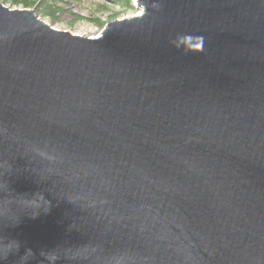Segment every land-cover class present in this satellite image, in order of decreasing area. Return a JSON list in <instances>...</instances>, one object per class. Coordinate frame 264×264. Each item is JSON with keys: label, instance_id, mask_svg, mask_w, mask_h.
I'll return each mask as SVG.
<instances>
[{"label": "water", "instance_id": "water-1", "mask_svg": "<svg viewBox=\"0 0 264 264\" xmlns=\"http://www.w3.org/2000/svg\"><path fill=\"white\" fill-rule=\"evenodd\" d=\"M134 1L0 2V264H264V0Z\"/></svg>", "mask_w": 264, "mask_h": 264}, {"label": "rangeland", "instance_id": "rangeland-1", "mask_svg": "<svg viewBox=\"0 0 264 264\" xmlns=\"http://www.w3.org/2000/svg\"><path fill=\"white\" fill-rule=\"evenodd\" d=\"M55 6L61 8L55 18L44 17L41 14V9L38 6L35 8H26L24 5H13L11 0H0L6 7L12 10L18 9H33L37 15L47 24L52 25L55 29L63 32H70L74 35L82 37H97L101 34L103 28L99 27L97 20L105 22L106 25L114 20L131 18L140 15L136 8L135 1L133 5L135 9L125 10L113 5H109L108 9L100 10V6L107 4V0H52ZM109 4V3H108ZM43 10V9H42ZM118 14L116 19L113 16ZM78 16L83 17L84 20H78ZM105 25V26H106Z\"/></svg>", "mask_w": 264, "mask_h": 264}, {"label": "trees", "instance_id": "trees-1", "mask_svg": "<svg viewBox=\"0 0 264 264\" xmlns=\"http://www.w3.org/2000/svg\"><path fill=\"white\" fill-rule=\"evenodd\" d=\"M56 2V1H55ZM55 2L52 0H11V3L13 5H24L26 8H35V6H38L39 8H42L41 14L44 17H53L55 18L57 13L61 11V8H58L55 6ZM109 3V4H108ZM113 5L115 7H119L125 10H133L135 9L133 5V0H107V4H104L103 6H100V10H106L108 9L109 5ZM118 14H115L113 16V19H116ZM78 20H84L83 17L78 16ZM95 23L98 24L99 27L104 28L106 23L102 22L100 20H97Z\"/></svg>", "mask_w": 264, "mask_h": 264}, {"label": "bare ground", "instance_id": "bare-ground-1", "mask_svg": "<svg viewBox=\"0 0 264 264\" xmlns=\"http://www.w3.org/2000/svg\"><path fill=\"white\" fill-rule=\"evenodd\" d=\"M136 3V2H135ZM142 12H140L139 14H141Z\"/></svg>", "mask_w": 264, "mask_h": 264}]
</instances>
